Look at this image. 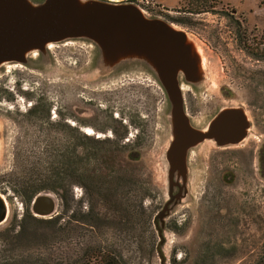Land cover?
<instances>
[{"label":"rangeland","instance_id":"obj_1","mask_svg":"<svg viewBox=\"0 0 264 264\" xmlns=\"http://www.w3.org/2000/svg\"><path fill=\"white\" fill-rule=\"evenodd\" d=\"M115 1L135 4L195 39L201 67L178 75L189 122L205 131L220 110L236 107L247 117L245 136L236 144L201 138L173 172L170 188L172 102L149 63L131 54L114 58L86 37L49 42L21 63L4 62L0 195L6 213L0 244H7V225L19 230L24 224V232L16 247L0 245V258L30 263L49 253L44 243L51 228L20 221L26 208L36 219L56 215L63 225L71 214L78 218L95 208L97 191L106 205L96 210L103 214H93L92 226L82 229L74 221L73 257L80 245L103 248L106 237L128 264H252L264 243V61L251 55L257 43L264 46V0ZM58 148L70 155L63 175L73 201L66 210L55 193L40 191L36 195L50 193L54 210L37 215L13 190L15 179L54 174ZM74 171L93 196L70 183Z\"/></svg>","mask_w":264,"mask_h":264},{"label":"water","instance_id":"obj_2","mask_svg":"<svg viewBox=\"0 0 264 264\" xmlns=\"http://www.w3.org/2000/svg\"><path fill=\"white\" fill-rule=\"evenodd\" d=\"M78 37L95 41L114 58L136 55L149 63L157 74L172 102L175 138L168 152L170 188L173 172L182 169L187 150L201 138L207 135L226 144H236L244 138L247 117L236 107L220 110L205 131L189 122L178 75L193 74L199 67L192 59L184 30L161 18L146 16L129 2L0 0V65L21 63L31 50L43 48L49 42ZM30 207L37 215H49L54 210V200L49 192L38 194ZM166 209L165 205L158 219ZM5 213V199L0 195V222Z\"/></svg>","mask_w":264,"mask_h":264},{"label":"trees","instance_id":"obj_3","mask_svg":"<svg viewBox=\"0 0 264 264\" xmlns=\"http://www.w3.org/2000/svg\"><path fill=\"white\" fill-rule=\"evenodd\" d=\"M244 37L245 41H247V36H245V34ZM262 43L263 42H259L254 48H252L251 55L256 59L264 61V46H260ZM261 72L264 73V68L261 70ZM89 140L92 142L109 141L108 139L99 140L97 138H90ZM58 149L57 156L54 157L52 160L53 163H51L50 166L56 170L54 174L45 175L43 179H34L31 177H17L15 179V186L13 190L18 195H20L27 204H30L33 197L36 196V194L40 191H51L55 193L63 202L66 210L69 208V198L71 201H73V194L70 192L71 188H67V182H65V177L63 175L66 172L67 167H71V164L66 161V159L70 158V155H68V150L63 148ZM87 158L88 154H86V159ZM74 173L75 180L70 183L78 184L84 188V192L87 195L88 189L91 196H93L86 183L83 184L77 180V172L74 171ZM94 187L96 189L99 188L98 184H94ZM96 192L94 193L93 199H99V201L95 204V208L93 206H88V209L85 211V213L80 212V214L77 215L78 218H74L75 214H71L68 218V221L63 225L58 224L59 217L56 215L49 218L36 219L31 215L29 208H26L20 221L34 222L51 228L50 236L46 238L44 243L45 247L49 250V253L47 252V255L40 258L38 261H32L30 263L17 257H12L10 259L0 258V264H128V261L120 252V247H118L117 244H114L106 237V245L103 246V248L99 244L80 245L82 252L77 253L76 256L73 257L76 251V244H73L70 241L69 236L78 226L74 221L79 222L81 225L78 226V228L82 229V224L92 226V224H90V218L93 217V214L96 216L99 215L98 212L103 214V212L98 211V209L96 210V207L98 205H103V207H105L106 203L100 198L99 194L96 195ZM12 224L14 223L7 225V227H5L3 230L4 234L6 235V239L8 240L6 244L8 247H16L18 244L16 240L24 232V224L20 223L19 230H16L15 226ZM89 231L91 234L96 233L94 232L95 230L92 229ZM0 245L2 248L6 247V245ZM252 264H264V243L262 245V252L256 256Z\"/></svg>","mask_w":264,"mask_h":264},{"label":"bare ground","instance_id":"obj_4","mask_svg":"<svg viewBox=\"0 0 264 264\" xmlns=\"http://www.w3.org/2000/svg\"><path fill=\"white\" fill-rule=\"evenodd\" d=\"M173 26V25H172ZM176 28V27H175ZM186 43L190 46L191 48V55H192V59L194 61H196V65H198V67H201V61H199L200 59V46L198 45V43L195 41V39L190 35L187 34V39H186ZM202 57V56H201ZM201 70V69H200ZM207 70V69H206ZM201 74V73H200ZM203 75V74H202ZM206 76V75H205ZM182 89V88H181ZM204 129V128H203ZM86 133H90V129H85Z\"/></svg>","mask_w":264,"mask_h":264},{"label":"flooded vegetation","instance_id":"obj_5","mask_svg":"<svg viewBox=\"0 0 264 264\" xmlns=\"http://www.w3.org/2000/svg\"><path fill=\"white\" fill-rule=\"evenodd\" d=\"M262 155H263V157H264V150H263V152H262Z\"/></svg>","mask_w":264,"mask_h":264},{"label":"crops","instance_id":"obj_6","mask_svg":"<svg viewBox=\"0 0 264 264\" xmlns=\"http://www.w3.org/2000/svg\"><path fill=\"white\" fill-rule=\"evenodd\" d=\"M113 1H115V0H113Z\"/></svg>","mask_w":264,"mask_h":264}]
</instances>
